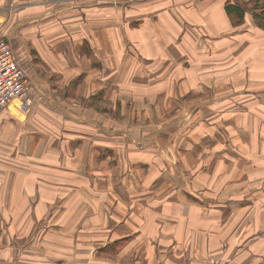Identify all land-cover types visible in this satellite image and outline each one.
I'll return each mask as SVG.
<instances>
[{
	"label": "rangeland",
	"instance_id": "obj_1",
	"mask_svg": "<svg viewBox=\"0 0 264 264\" xmlns=\"http://www.w3.org/2000/svg\"><path fill=\"white\" fill-rule=\"evenodd\" d=\"M49 1L43 4V9L53 10L37 22L38 32H34L37 36L22 39L19 36L26 33L24 27L12 35L10 31L15 26L12 27L10 22L7 26L11 33L8 40L16 60L27 71L26 90L31 101L15 100L0 109V118L11 125L17 135L10 136L6 132L1 135L0 130V149L3 152H20V156L25 154V165L19 169L32 176L29 172H37V166L29 156H37V147L31 152L29 146L25 145L33 138L32 129L37 131L38 121L44 130L42 134L47 136L46 140L58 141L61 158L76 159L85 151L88 157L75 161L81 165L83 159L87 163L86 168H94L91 179L99 178V166L101 169L108 167L98 161L101 157L95 156L97 151L94 144L104 139L114 144L121 140L128 143L139 140L136 142L142 147H149L152 143L167 157L165 168L174 177L172 182L157 178L156 181L160 182L157 186L144 173L143 166L144 169L141 166L137 168L132 162L128 169H120L111 179L114 189L125 178L130 189L136 188L129 201L124 200L126 197L120 191L117 192L119 199L107 193L99 196L96 202L92 196H97V192L91 190V196L83 201L84 207H87L83 211L84 216L73 224L75 228L71 232L76 235L83 228L88 245L83 249V254L72 256L70 264H234L249 250H259V259H264V211L259 210V214L255 206L248 204L250 199L251 203L257 204L261 200L260 194L264 195V113L257 104L259 99V103L264 104V10L259 6L251 8L240 0L248 8L247 16L252 19V22H247L244 14L231 20L226 7L219 10L213 7L212 0ZM156 11H164V17ZM224 12L233 27L247 24V29L240 32L212 29L214 20L218 17L222 21ZM174 18L176 23L177 18L184 19L187 31L184 32L190 35L192 42L195 40L193 35L198 33L203 39H209L210 35L217 38L218 41L210 45L213 61L202 64L200 60L191 63L186 59V63L176 49L175 53L172 52L166 45L169 42L167 29L162 24ZM235 21L241 23L234 25ZM149 23L161 41L153 39V47L135 45L129 35V26L139 28ZM254 30L262 32L259 34ZM1 33L0 38H5ZM46 38L53 41L51 52L54 54V64L60 67L58 70L47 68L41 60L37 64V52L31 43H46ZM182 41L178 39L181 45ZM20 42H24L22 47L19 46ZM228 42L235 45L224 50ZM203 44L209 43L204 41ZM191 47L201 52L197 46ZM26 48L25 61L21 51ZM136 49L140 51L139 56L131 52ZM219 49L222 54L217 52ZM230 51L233 53L229 56L223 53ZM130 55L137 59L138 70L150 76L145 87L152 88L153 84L164 82L167 87L164 92L171 93L145 94L142 93V86L135 83L131 86L130 81L134 80L128 76L130 61L134 57ZM202 55L191 51V61L193 57L198 59ZM82 61L84 64L80 65ZM218 62L223 65H216ZM162 67L164 70L161 73ZM165 72L176 76L165 79ZM107 96L117 98L116 103L107 100ZM208 99L212 100L213 111L201 107L202 102H210ZM40 107L46 111L39 115ZM34 108H37L36 111ZM210 113L221 118L219 122L222 123H217L211 129H218L216 134L220 137L225 135L220 142L222 149L219 154L222 155L219 156L215 154L213 144L204 145L202 132L201 138L198 132L196 139L201 149L192 146L194 142L190 141L194 140L192 133L199 130L198 125L203 119L215 121ZM234 119H241L243 125L236 124ZM14 137L18 138L19 145L24 139L23 145L13 143L11 139ZM75 137L84 139L76 143ZM224 145L228 146L230 152L237 151L242 157H226ZM54 146L49 143L48 149ZM177 151L180 154L196 152L194 163L185 167L179 156V160L176 159ZM162 165L159 160L155 167ZM3 167L6 172L14 171L18 175L14 164ZM80 179L84 182V177ZM67 180L58 181L65 184ZM70 183L73 189L81 184L73 180ZM136 184H139V189ZM145 188L152 192L147 193ZM183 188H186V192L191 190L194 193L186 195L182 192ZM18 192L0 190V200L18 196L30 207L27 212L20 213L29 217L34 215L41 191ZM109 201L112 206L98 208V202L109 205ZM122 201L128 206H124ZM217 201L225 202L224 207H215L223 213L212 216L211 204ZM239 202H245L244 206ZM263 204L264 199L257 205ZM132 215L134 218H130ZM117 217H128L131 224L128 223L129 227H126L125 222L117 221ZM32 222L34 219L31 218L23 225L28 229ZM30 232L37 233L36 225L30 228ZM218 240H222V243H218ZM234 240L237 241L234 243ZM117 241L121 244L116 251H102ZM231 249L241 251L233 257ZM50 264H55V261L53 263L51 260ZM57 264L66 263L58 261Z\"/></svg>",
	"mask_w": 264,
	"mask_h": 264
},
{
	"label": "crops",
	"instance_id": "obj_2",
	"mask_svg": "<svg viewBox=\"0 0 264 264\" xmlns=\"http://www.w3.org/2000/svg\"><path fill=\"white\" fill-rule=\"evenodd\" d=\"M228 1L229 0H212L213 2L212 5L213 7H216L218 9L221 7L225 8ZM234 1L235 2L237 1L238 2L237 4H239L243 8L244 10L243 14L244 16L246 15L247 22H252V19L247 16L249 14L247 11L248 8H246L240 2V0H231V2ZM243 1L247 5H249V7L251 6V8H255V7L257 8V6H259L261 7L262 10H264V0H243ZM47 2L50 1L49 0H43V1L0 0V31L2 32L1 36L9 39L11 38V33L12 35H14L16 30L17 32H19V30H21V28L23 27L25 28L26 33L21 36H19L20 34L16 36H19L22 39L24 38L27 39V37L33 38L34 35L37 36V33L34 34V32H38L37 22H40L41 18L48 15L53 10L49 8L43 9V4H46ZM58 10L61 11L63 9H58ZM156 13H159V15L164 17L165 12L156 11ZM214 21H215V26L213 27L211 26V28L215 30L219 28L221 32L223 30H227V31L231 30L230 32H240L241 30L247 29V24L242 25L241 27H233L232 26L233 24L229 23V18L225 15V12L222 21H219L218 17ZM236 21L233 22L234 25L240 24L242 22V20L240 23H236ZM9 22L10 24H12V27L15 26L13 27L12 31H10L11 33H9L8 31L9 29L7 30V26ZM185 23L186 22L182 18H177V23H176V20L174 18V19L166 20L164 24H162L165 25L167 29L166 36L169 42H167L166 45L171 48L173 53H175V49H176L178 55H180V57L183 58L184 61H186L187 59L189 62L195 63V61L198 62V60H200L202 64L205 63L206 61H213L212 47L210 45H212V43L214 42L216 43L218 41L217 38L215 36L210 35L208 36L209 39H207L206 37L203 39V36L198 33L193 35L195 40L192 42L191 39L189 38L190 35L184 32L186 31ZM149 24H146L147 26L145 27H142L140 25L142 28L141 27L135 28L133 26H129V35L133 39L135 45L139 47L142 45L153 47L154 45L153 39L158 42L161 41L160 36H155L153 25L152 24L149 25ZM254 31H256L259 34L262 32L258 30H254ZM180 38L183 40L182 45L179 44L178 42V39ZM46 39L48 40L46 41V43H40L37 41L31 43L35 51L37 52L36 54L37 64L39 65V60H41V63L45 64L47 68L52 67L58 70L60 67L54 64L55 63V61L53 60L54 54H52L51 52V50H53L54 47L53 41H51L50 38H46ZM204 41H207L209 44L208 45L203 44ZM163 43L161 44L164 45ZM235 43L240 45V42L238 40H235ZM244 43L246 44V42ZM23 44L24 42H20L19 46L22 47ZM194 45L197 46V48L201 50V52H197L196 47H191ZM226 45L228 47H225L224 50H228L235 44L232 42H228ZM191 51L194 54L202 53L203 55L198 59L197 57H193L191 61L190 58ZM21 52L23 59L26 61V57H27L26 54L28 53L27 48L25 51L22 49ZM131 52L137 56H139L140 53L138 49L134 51L131 50ZM217 52L219 54H222L221 53L222 51L220 49ZM223 53L229 56L232 55L233 51L223 52ZM40 56L42 57L41 59ZM120 56L121 55H118V57ZM130 56L134 57L133 55ZM121 60L122 59L120 58V61ZM82 63L84 64V62L82 61L80 65H82ZM215 64L221 66L223 65V63L221 62ZM130 65H131L130 67L131 71L128 77L131 80H134V81H130L131 86H133L134 83L136 85L142 86L143 87L142 93L145 94L171 93V91L164 92L167 89V87L164 86V82H162V84L157 82L156 84L152 85V88L145 87L146 83L149 81L148 79L149 75L144 74V71L138 70V62L135 57L131 59ZM158 65H160V63ZM225 67L229 68V66H225ZM64 68L65 67H63V69ZM163 70L164 68L162 67L161 73L163 72ZM166 74L167 75L165 76L166 77L165 79L168 78V80L170 78L172 79V77L174 76L172 73L171 74L166 73ZM118 75L121 76V74ZM173 90H175V88ZM100 97L98 98L101 99ZM105 98L107 100L112 101L114 104L116 103L117 98L115 97L111 98V96H107ZM208 100L210 102L208 103L202 102L201 107L209 108L210 110L213 111L212 103H211L212 100L211 99ZM259 102L260 99L259 101H257V104H259L258 109L264 113V104L262 103L261 105ZM35 109L37 108H34V111H36ZM39 111H41L39 113L40 115L42 111H46V109L44 107H40ZM3 112H1V114ZM210 114L215 118V121L211 122L210 120L203 119L201 121V124L198 125L199 130L196 129V131L192 133V135L195 136L194 140L191 139L190 141L194 142L192 146L201 149L196 139L198 136V132H199V139L201 138L202 135L201 132H202L204 134L203 135L204 145L208 146L210 143L213 144L215 154H218L219 156L222 155L219 154L222 149V145L220 142L221 140L225 139V135H223V137H220L218 136V134H216L218 132V129H211L215 125H218L217 123L220 124L222 123L219 122L221 118H217L218 116L213 115V113ZM53 115L55 117V114ZM233 121L236 124H240L241 126L243 125L241 119H234ZM6 123L7 122H3V120L0 118V130L2 132L1 135H4L3 132L10 134V136L16 135L15 129L11 125ZM53 123L55 122L53 121ZM225 124L228 125V123ZM43 131H44L43 127L37 121V131L32 129L33 138L32 140L28 141L27 144L25 145V146L27 145L29 146V150L31 152H34L37 147V156L35 155L29 156L31 162H34L33 163L34 166H37V172L35 170L29 172V174H31L32 176L26 175V173H22L21 169H19L25 165V161H24L25 154L24 155L21 154L23 156H20V152L17 153L3 152V149H0V190H14L17 194H19L18 192L19 190L41 191L39 196V203L38 204L36 203L35 206V213L30 217L26 214L20 213V212H27L28 210H30V207L28 208L27 204H25V201L18 199L17 198L18 196L9 200H4V199L0 200L1 202L0 223L1 224L4 223L3 225H0V264H50L51 260L53 261V263L55 261V264H57L58 261L59 262L63 261L66 264H70L73 255L83 254L84 251L83 249H85L88 245L87 244L88 238L84 234L85 230L82 228L81 231L76 232V235L71 233L75 228L73 227V224H75L78 221H81L84 216L83 211L87 207L86 206L84 207L83 201L88 200L86 198H88L89 195L91 196L90 193L91 190L97 192V196L96 195L92 196V198L96 202L99 196H104V194L107 193H109L110 196H114L115 198L119 199V195L117 194V192L120 191L123 192L124 196L126 197L124 200L129 201L134 196L133 195L135 193L134 189L136 188L130 189L128 184L129 183L128 179L125 178L124 182L121 185H117V186L115 185L116 188L114 189L112 187L111 179L114 177L115 173L121 171L120 169L122 170L126 168L128 169V167L130 166L129 164H131L132 162H134L137 165V168L143 166L145 168L144 173L148 174L153 179V182L157 186L160 185V182L156 181L157 178H162L170 182L174 180L171 171L165 168L166 156L164 157L161 154V152L156 148V146H154L152 143L149 144V147H145V146L142 147L141 145L138 144V142H136L139 140H134L130 143L121 140L117 144H114L110 142L108 139H104L94 144V147L97 151L95 153V156H99V158L101 157L100 159H98V161L104 162V166L105 164H107L108 167L101 169V166H99L100 169L98 173L99 178L98 179L96 178L97 180L91 179L90 174L91 172H93L94 168L93 169L91 167L86 168L87 163H85V160L83 159H81V165L78 164V161H75L76 159L87 158L88 155L85 153V151H83L85 155L83 153L82 155H79L80 156L79 158L76 159L70 157L61 158V152L59 149V145L57 144L58 141L46 140L47 136L42 134ZM204 137H207L208 140L206 141ZM82 139L84 138L75 137L74 142L76 143L82 142ZM11 141H13V143H16L18 146H22L24 143V139H23L22 143L20 142L21 145H19L17 137L12 138ZM49 143L52 145L55 144V146L52 147L50 150L48 149ZM223 149L225 150L224 154H226V157H229L231 159L235 157L238 158L242 157L241 156L242 154H239L237 151L230 152L227 145H224ZM176 155H177L176 159H178L179 156L180 160H183L185 167L190 164H193L196 158L195 156L196 152L180 154L177 151ZM35 157H37V160L35 159ZM245 159H249V158L246 157ZM159 160L162 161L163 165L160 167H155V164ZM8 164L9 165L14 164V166H17L18 175L15 174L14 171L13 172H10L9 170H7V172L5 171V168L3 166H9ZM9 175H12L13 177H7ZM83 177H84L83 179L84 182H81L82 179L80 178ZM59 179H68V180L64 184L59 182L58 181ZM71 180H73L75 183L80 182L81 184H79L78 188L73 189L72 188L73 184L70 183ZM136 187L137 189H139V184H136ZM145 190L147 193L152 192L149 188H145ZM165 190H167V186L165 187ZM75 191H80V192L76 193ZM182 192H184L186 195L194 193L191 190L190 192H186V188H183ZM260 195H261V200L257 204L262 203L264 199V195L263 196L262 194ZM108 203L109 205H103L102 202H98L97 206L98 208L112 206L111 201L107 202V204ZM224 203L225 202H219V201L213 202L211 204L210 214L212 216H217L219 215V213H223L222 211L217 210L215 207H224L225 206ZM122 204L124 206H128V204L125 203L124 201H122ZM239 204L240 205L242 204L243 207L245 202H239ZM248 204L251 207L255 206L256 207L255 211L259 214H260L259 210L261 211L263 209L264 211V204L257 205L251 203V199L248 201ZM196 208H194L195 212H197ZM15 212H17L16 215ZM232 212H234L233 208H232ZM221 215L222 214H220V216ZM10 217L11 220H9ZM31 218L34 219V222H32V225L27 229L23 224L26 222V220L31 221ZM100 218L102 222L103 221L102 211L100 212ZM130 218H134V215L130 216ZM116 219L118 221L120 217H117ZM258 219L260 220V222H262L260 216L258 217ZM119 222H125V226L129 227L127 225L128 223H130L128 217L125 219H120ZM34 225H36L37 227V233L30 232V228H33ZM130 229L132 230L133 228L130 227ZM221 241L218 240L217 242L222 243ZM236 241L237 240H234V243ZM112 242H109L108 244ZM235 250L236 249L230 250V253L232 254L233 257L239 254L241 251V249L237 251ZM234 251L235 253H232ZM154 254H158V252ZM259 254H260L259 250L246 251L242 256H240L235 261L234 264H264V259L260 260L258 257ZM60 256H64V257L59 259ZM255 258H258L259 260H256Z\"/></svg>",
	"mask_w": 264,
	"mask_h": 264
},
{
	"label": "built area",
	"instance_id": "obj_3",
	"mask_svg": "<svg viewBox=\"0 0 264 264\" xmlns=\"http://www.w3.org/2000/svg\"><path fill=\"white\" fill-rule=\"evenodd\" d=\"M26 72L17 62L10 41L0 38V109L15 100L31 101L26 90Z\"/></svg>",
	"mask_w": 264,
	"mask_h": 264
},
{
	"label": "trees",
	"instance_id": "obj_4",
	"mask_svg": "<svg viewBox=\"0 0 264 264\" xmlns=\"http://www.w3.org/2000/svg\"><path fill=\"white\" fill-rule=\"evenodd\" d=\"M238 2L234 1V2H231V0L228 1V3L226 4V9L229 13V17L231 18V20L235 19L236 17H240L242 16L244 10L243 8L237 4ZM176 76V75H174ZM258 101V100H257ZM121 242L117 241L115 243H113V246H108V247H105L102 249V251H106V252H109V251H116L118 245H120Z\"/></svg>",
	"mask_w": 264,
	"mask_h": 264
}]
</instances>
